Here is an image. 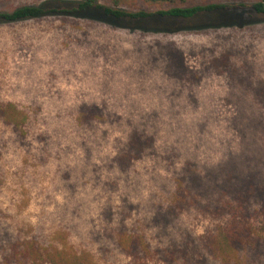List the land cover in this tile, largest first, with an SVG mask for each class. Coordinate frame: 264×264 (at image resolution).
I'll use <instances>...</instances> for the list:
<instances>
[{"label":"rangeland","instance_id":"374dc122","mask_svg":"<svg viewBox=\"0 0 264 264\" xmlns=\"http://www.w3.org/2000/svg\"><path fill=\"white\" fill-rule=\"evenodd\" d=\"M26 5L76 2L0 0V13ZM9 104L28 122L19 134L0 120V227L13 242L34 237L125 264L122 231L155 244L212 225L169 213L187 163L207 197L241 173L264 185V19L243 11L133 21L89 10L0 20V106ZM92 107L114 122L83 121L80 109ZM136 125L153 147L122 169L112 161Z\"/></svg>","mask_w":264,"mask_h":264},{"label":"trees","instance_id":"16d2710c","mask_svg":"<svg viewBox=\"0 0 264 264\" xmlns=\"http://www.w3.org/2000/svg\"><path fill=\"white\" fill-rule=\"evenodd\" d=\"M76 5L66 9H49L40 5H26L7 13H0V20L18 23L38 19L48 14H79L100 10L116 20H148L169 18L191 20L199 15L221 12H252L264 19V0L255 2H199L197 0H75ZM83 121H112L115 114L102 108H82ZM0 120L15 132L25 134L26 116L16 106H0ZM124 148L113 159L122 169L140 159L154 138L132 126ZM189 162L178 178L175 192L169 197V213L178 215L185 210L195 215L213 218L210 228L203 233L187 232L178 238L157 243L136 231H122L116 246L125 255V264H257L264 257V185L259 188L252 173H241L227 181L226 189L214 197H207L208 190L199 187L200 177L190 169ZM235 175V174H234ZM108 211V212H106ZM105 212L110 215L111 209ZM126 229V227H123ZM0 227V244L8 247L0 251V264H96L88 252L77 253L57 246H44L36 238L16 240ZM11 241V242H10ZM2 247V246H1ZM4 248V247H3Z\"/></svg>","mask_w":264,"mask_h":264}]
</instances>
